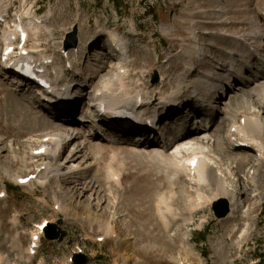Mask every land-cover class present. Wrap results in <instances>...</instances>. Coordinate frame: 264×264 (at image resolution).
Masks as SVG:
<instances>
[{
	"label": "rangeland",
	"instance_id": "obj_1",
	"mask_svg": "<svg viewBox=\"0 0 264 264\" xmlns=\"http://www.w3.org/2000/svg\"><path fill=\"white\" fill-rule=\"evenodd\" d=\"M25 1V6L36 1L33 10L45 20L24 47H39L50 57V78L68 92L77 88L78 97L74 108H47L51 114L69 113L66 124H46L50 115L36 107V94L12 87L0 68V193L5 195L0 197V264H69L68 255L77 248L89 257L86 264H258L254 255L264 250V151L262 170L258 153L249 148L246 152L245 139L231 132L245 125L247 117L264 125V62L246 47L249 43L264 56V37L257 36L263 23L260 0ZM0 3L8 9L6 23L24 4ZM74 27L77 46L64 50L65 35ZM110 35L117 36L126 51V62L121 63L129 71L125 89L132 96L137 87L146 90V106L139 111L159 126L160 134L155 130L154 137L145 135L147 130L140 137L129 132L107 143L87 135L94 93L117 83L120 64L108 60ZM72 54L79 58L80 73L65 63L75 66ZM52 66L60 72L56 78ZM192 81L206 87L204 102ZM173 92L179 93L175 102ZM184 101L201 106L198 115L189 116L186 110L181 117L173 116L182 112ZM239 103L249 110L238 108L244 111L232 119L233 106ZM183 121L198 131L203 145L176 150ZM48 138L60 143H46ZM88 142L108 146L118 155L94 156L83 149ZM41 146L47 154H34ZM79 146L83 150L71 159ZM194 152L212 165L220 184L215 179L198 189L189 181L180 162ZM243 158L247 162L238 168ZM34 167L39 173L34 174ZM58 168L60 177L53 173ZM29 175L35 182H14L15 176ZM213 197H222L236 218L216 219ZM194 203H199L196 210ZM57 219L63 220L59 228L66 236L61 242L42 238L39 253L29 256L26 246L34 224ZM183 248L187 259L181 255Z\"/></svg>",
	"mask_w": 264,
	"mask_h": 264
},
{
	"label": "bare ground",
	"instance_id": "obj_2",
	"mask_svg": "<svg viewBox=\"0 0 264 264\" xmlns=\"http://www.w3.org/2000/svg\"><path fill=\"white\" fill-rule=\"evenodd\" d=\"M23 7H22V12L20 13V14H18V15H14L13 17H14V19L10 22V24L9 23H5L4 24V27L2 28L3 29V33L0 35V41L2 42L1 44H3L4 46H11L12 44H13V42H14V39H15V30H16V27L18 26V25H20V26H22V28H23V31H26L27 32V37H26V40L28 41V38H29V35L31 36V35H33V36H36V35H38V33H40V31H41V28H43V26H41V24H42V22H44V20H45V16H43V18H37V16L35 15V10H33V8L35 7V5L37 4V2L36 1H34V3L33 4H31V3H28L26 6H25V4H26V1L25 0H23ZM260 5H262L263 6V9L261 10L260 9V11H262V13H263V15H264V0H260ZM0 12H1V14L2 13H6V6L5 5H3V4H1L0 5ZM36 14H37V12H36ZM262 15V16H263ZM1 17H3V16H1ZM35 20H40V23L38 24V23H36L35 22ZM263 27H264V22L262 23V25H261V29H260V31H262L260 34H262L264 31H263ZM264 35V34H263ZM262 35V36H263ZM264 37V36H263ZM116 38V36L115 35H110L109 36V38L107 39V41H108V47H109V49L111 48L110 47V44H113L115 41L116 42H118V44H119V46H120V51L117 53V54H115V55H112V56H114V57H117L118 56V58H117V62H119V66H118V68H117V74H116V81H117V83L115 84V85H109V84H105V86L103 87V90H99V91H96L95 93H94V97H95V100L94 101H96V103L95 104H93V107H92V109H94V110H96V117L100 120V121H102V122H105V120L107 119V118H112L113 117V115H115V114H119L121 111H129L130 113H129V116L130 115H132L136 120H139L140 121V123L139 124H142L143 123V121H146L147 119H149V117H147L145 114H142L139 110H141V109H143L146 105H145V101H147V99H148V97H147V94H146V90L145 89H142V88H140V87H137V89L135 90V94H134V96H132L131 94H129V92L125 89V87H124V84H123V81H124V78L126 77V74L129 72L128 70H126L127 69V67L126 66H123V64L121 65V63L123 62V61H125L126 62V53H125V51L122 49V46H123V43H122V41L120 40V39H115ZM259 38V37H258ZM260 38H262V37H260ZM246 41V40H245ZM105 46V45H104ZM248 46H251V45H248ZM253 49L255 50V53L256 54H251V56L252 57H254L256 60H259V61H262V62H264V56L263 55H261L260 53H259V51L257 50V48H255V47H253ZM78 50V49H77ZM77 50H76V52H77ZM22 51H25L26 52V54L25 55H21V52L18 54V55H21V58H23V59H29V60H31V61H34V62H37V61H43V60H47V59H51V58H46L45 57V55H44V52L42 51V50H40L39 49V47H35V48H29V49H26V48H24L23 47V49H22ZM81 51H82V49L80 50V53H81ZM75 52V51H74ZM69 53L70 52H68L67 53V56H68V58L70 57V55H69ZM117 55V56H116ZM72 58H73V60L75 61V66L74 65H71V63L68 61V60H66V63L67 64H69L70 65V67L72 68V69H74V71H75V73H80V68H79V65L77 64V62H78V60H79V58L78 59H76L77 58V55L75 54V56H74V54H72ZM113 58V57H112ZM112 58H110L109 60L110 61H115V60H113ZM106 59V58H105ZM109 62V61H108ZM124 63V62H123ZM1 66H3V65H5V63H1L0 64ZM125 70H126V73H124L125 72ZM46 72H47V69H46ZM44 73V76H46V77H48V75H47V73ZM51 72L54 74V76H55V78L59 75V73L60 72H57V67H55V66H52L51 67ZM180 81H181V84H184L185 82H184V80H183V77H181L180 78ZM53 83V85H54V83H55V81H53L52 82ZM202 83H204V82H202ZM205 84V83H204ZM192 85H193V87L192 88H199V90L201 91L200 93L201 94H198V97H200V98H202V99H200V100H202V102H204L203 101V99L204 98H206V96H207V94H206V87L205 86H202L201 85V83H198V82H195V81H192ZM55 86V85H54ZM187 86V85H186ZM117 88V89H116ZM53 89H54V87H53ZM114 89H116V90H114ZM56 91V93L62 98V99H66L65 101L66 102H73L72 103V105L70 106V108H74L76 105H75V100L77 99V97H78V92H77V88H76V90L74 91V93L75 94H73V93H71V91L70 92H68V91H61V90H55ZM181 91V89L178 91V92H180ZM178 92H173V93H171V95H174L175 97V99H173V101L175 102V100H176V97H178ZM226 96H227V94H226ZM211 98V97H210ZM167 100H171V99H167ZM162 101H163V99H160V101L157 103V106H159L160 104H162ZM173 101L171 100V102H169V105H171L172 103H173ZM208 101H209V99H208ZM207 101V102H208ZM168 103V102H167ZM166 103V101H165V106H164V108H165V112H164V114L165 115H167V114H169L168 112H169V109H168V107H169V105ZM245 103V102H244ZM243 103V107L245 106V104ZM101 104V105H100ZM241 104H242V102H241ZM41 105V104H40ZM100 105V108L101 109H103L107 114L105 115V114H103V115H101L99 112H97L98 111V106ZM232 105V104H231ZM234 105H236V104H234ZM239 105H240V103H239ZM246 105H247V103H246ZM130 106V107H129ZM138 106V108H135V107H137ZM163 106V105H162ZM234 108H233V113L230 115V117L232 118V119H236V116H237V113H239V112H241V110L242 109H246V111H248L249 109V107H244V108H242V106L240 105V107H235V106H233ZM49 108H51V109H58V107H54V106H48V109ZM180 108H181V110H182V112H179V113H173V116H176V117H179L181 114L180 113H182L183 114V112H186V110L190 113V115L189 116H192V112H194V114H196L198 111H201V106H197V105H195L193 102H188V101H184L183 103H182V105L180 106ZM231 108H232V106H231ZM238 108H242V109H238ZM244 110H242V111H244ZM67 112V111H66ZM74 112V111H73ZM228 112H230V111H228ZM47 113L50 115V119H46L47 121H46V124H52V121H50V120H55V121H60L61 122V124L63 123V124H66V122H67V120H69L70 118H68V116H69V113L68 114H65V115H61V114H56V113H54V111H53V114H51L52 112H50V111H48L47 110ZM63 114V113H62ZM193 114V115H194ZM230 114V113H229ZM170 115H171V112H170ZM179 115V116H178ZM196 115H198V114H196ZM106 116H107V118H106ZM136 116H140V117H142V118H144V119H141V118H138V117H136ZM168 116V115H167ZM187 116V115H186ZM70 117V116H69ZM181 117V116H180ZM154 118H155V116H154ZM188 118V117H187ZM243 118V117H242ZM245 118V117H244ZM243 118V119H244ZM89 120H90V123H91V119H90V117H89ZM181 120H182V118H181ZM65 123H64V122ZM150 122H152V123H154V121L155 120H153V121H151V120H149ZM177 121V123H179V120H176ZM245 121L247 122H244V124L245 125H243V124H241V125H243L242 127H240V128H238V129H236L234 132H231V133H233V135L234 136H240L241 138H243V139H245V141L243 142V143H245V144H247V145H249L248 146V148L250 149V150H255L258 154H257V159H258V161H260V168H262V170H263V162H262V154H261V152L262 151H264V125L263 124H261V122H260V120L259 119H255V120H252L251 118H246L245 119ZM184 122V121H183ZM189 122V121H188ZM45 124V125H46ZM184 126L182 127L181 126V128H180V130H181V135L179 134L178 136H181L180 137V139H178V144H177V146H176V150H178L180 147H184V146H188V145H190V144H192V143H196L197 145L199 144H204V142H203V140H201V139H199V137H197L196 136V134H198L197 132L198 131H191V125L189 126L188 125V123L185 121L184 123ZM175 125V124H174ZM179 125H181V124H179ZM109 129H108V131L113 135L112 137H114V138H109V139H106V142L107 143H110L111 141L110 140H113V139H115V137L117 136V135H126V134H128L129 132H131V133H136L137 135H139V137H140V135H142V134H144V131L146 130V127H144V126H139V127H141V129H137V128H133V129H130V130H127V131H122V130H118V129H116L115 127H113V125L112 124H110L109 123ZM51 127V126H50ZM177 127V126H176ZM217 127V126H216ZM178 128V129H179ZM234 128H232L231 127V131L233 130ZM179 130V131H180ZM95 132V131H94ZM138 132H140L139 134H138ZM130 133V134H131ZM142 133V134H141ZM230 133V134H231ZM96 133H94V135H95ZM93 135V139H95V138H97V139H99V140H101L98 136H97V134L94 136ZM145 135H147L148 137H154L155 135H154V133L153 132H151L150 130L148 131V133L147 134H145ZM179 138V137H178ZM49 140H51V142H54L55 144H59L60 143V141L59 140H56V139H49ZM48 140V143H50V141ZM107 140H109V141H107ZM154 142V141H153ZM148 143H149V141H148ZM101 144V143H100ZM149 144H151V143H149ZM195 144V145H196ZM257 145H259L260 146V148L258 147L257 148ZM44 146H46V144H44ZM44 146H42V147H44ZM41 147V148H42ZM108 146H103V145H99V144H95L94 142H88L85 146H83V149H85L86 150V152H88V153H90V154H93L94 156L95 155H97V156H106L107 155V157H108V155L109 154H113L112 156L114 157L115 155H118L115 151H112V150H110V151H108V148H107ZM83 149H81L80 148V146L78 147V148H76V150H75V153L74 154H72V156L70 157L71 159L73 158V157H75L78 153H81V151L83 150ZM249 149H247V150H249ZM52 150V149H51ZM247 150H245L246 152H249V151H247ZM262 150V151H261ZM219 151V150H218ZM46 152H48V150L46 149V150H44V153H46ZM50 152V151H49ZM152 153V152H151ZM154 154V153H153ZM180 154V152H178V155ZM135 155H139V154H135ZM161 155L162 154H160L159 155V157H161ZM175 155V154H174ZM140 156V155H139ZM144 156V155H143ZM149 156V155H148ZM147 156V157H148ZM154 157L155 156H157V154H155V155H153ZM131 157V156H130ZM146 157V156H145ZM146 157V159H148ZM158 157V156H157ZM162 157H163V155H162ZM165 157V156H164ZM163 157V158H164ZM175 157V156H174ZM177 157V156H176ZM105 158V157H104ZM127 158H128V156H127ZM132 158V157H131ZM135 158V157H134ZM140 158V157H139ZM173 158V157H172ZM102 159V158H101ZM144 159V158H143ZM151 158H149V160H150ZM166 159V158H165ZM165 159H163L164 161H168V158L165 160ZM170 159V158H169ZM174 159V158H173ZM262 159V160H261ZM160 160V159H159ZM99 161V160H98ZM110 161V160H109ZM130 161H132V160H130ZM163 161V162H164ZM196 162L195 163V166H191L190 164L192 163V162ZM96 162V161H95ZM94 162V163H95ZM169 162V161H168ZM171 162L173 163V161L171 160ZM239 166H237L238 168L239 167H241V166H243V165H245V163L247 162V158H243V159H240L239 161ZM99 163V162H98ZM174 163H175V160H174ZM171 163L169 162V165H170ZM180 167H181V169L182 170H184V172H186V175L188 176V178H189V181H191L192 183H193V185H195L198 189L201 187V185H203L204 183H208V186L211 184V182H213L215 179H216V177H215V173L213 172V167H212V165H209V164H207V162L205 161V158H202V157H199V154H197V153H192V155H190L189 157H186V158H184V159H182L181 160V162H180ZM213 164V163H212ZM238 164V163H237ZM173 165V164H172ZM176 165H174V167H175ZM46 168V166L44 167V169ZM169 168V167H168ZM175 168H177V166L175 167ZM260 168H258V169H260ZM34 169H35V173L34 174H37V173H39V169H38V167H34ZM34 169H33V171H34ZM172 169V168H171ZM174 169V168H173ZM237 169V168H236ZM46 170V169H45ZM47 170H49L48 168H47ZM109 170H111V169H109ZM5 171V170H4ZM259 171V170H258ZM60 172V170H59V168L58 169H55V170H53V173L55 174V175H58V173ZM7 173V172H6ZM259 174V173H258ZM264 174V173H263ZM262 174V175H263ZM261 175V176H262ZM59 176V175H58ZM257 176V172L255 173L254 172V177H256ZM264 176V175H263ZM261 177L259 180L261 181V182H264V177ZM60 177V176H59ZM22 178H24V177H16L15 176V178H14V182L15 183H17L18 182V180L19 179H22ZM35 178H37V176L35 177ZM40 178V177H39ZM109 178V177H108ZM220 180L221 179H216L215 181H217V183L218 184H220ZM258 180V181H259ZM38 181V180H37ZM214 181V182H215ZM29 182H35V181H32V180H30ZM29 184V183H28ZM219 187V186H218ZM222 187H224V186H222ZM219 191H222V195H225V189L224 188H219ZM214 194V193H213ZM220 194V193H219ZM220 196V195H219ZM223 198H224V196H222ZM222 197H217V198H222ZM217 199L216 197H213V199ZM199 199L201 200V198L199 197ZM214 199V200H215ZM196 202H198V201H196ZM61 206V205H60ZM196 206L198 207L199 206V203H197L196 205H195V203H194V205L192 206V208L193 209H195L196 210ZM61 208V207H60ZM192 209V210H193ZM234 210L235 209H231V211H230V214H229V218H236L235 216H234ZM169 212V211H168ZM165 218V217H164ZM163 217H162V219H161V223L163 224V225H165L166 227H167V220H166V218L164 219ZM13 224L15 225L16 224V221H14L13 222ZM41 224V223H40ZM85 225V224H84ZM112 231V230H111ZM36 234H31V236L32 237H35V239H38V235H39V230L37 229V232H35ZM245 233V232H244ZM45 235H43V237H44ZM28 252V251H27ZM181 255L182 256H184L186 259H187V256H188V252L183 248V249H181ZM128 256V255H127ZM126 256V259L128 260V257ZM184 258V259H185ZM74 264V263H73Z\"/></svg>",
	"mask_w": 264,
	"mask_h": 264
},
{
	"label": "water",
	"instance_id": "obj_3",
	"mask_svg": "<svg viewBox=\"0 0 264 264\" xmlns=\"http://www.w3.org/2000/svg\"><path fill=\"white\" fill-rule=\"evenodd\" d=\"M76 27L73 28V31L66 35V41L64 49L74 48L76 46ZM211 210L216 219H222L227 216L230 211L227 202L224 199H219L212 204ZM62 225V220H58L56 224H49L44 230V238L47 241L61 242V240L66 236V232L59 228ZM88 259L84 255H74L73 263L74 264H86Z\"/></svg>",
	"mask_w": 264,
	"mask_h": 264
},
{
	"label": "trees",
	"instance_id": "obj_4",
	"mask_svg": "<svg viewBox=\"0 0 264 264\" xmlns=\"http://www.w3.org/2000/svg\"><path fill=\"white\" fill-rule=\"evenodd\" d=\"M202 235V234H201ZM199 235V237L201 236ZM201 238V237H200ZM256 259L258 260V264H264V250L263 252H259L256 255H254Z\"/></svg>",
	"mask_w": 264,
	"mask_h": 264
}]
</instances>
